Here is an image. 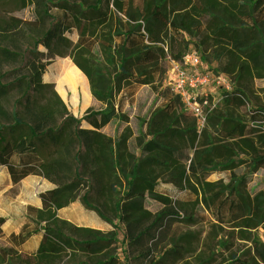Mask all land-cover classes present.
I'll use <instances>...</instances> for the list:
<instances>
[{"label": "trees", "instance_id": "1", "mask_svg": "<svg viewBox=\"0 0 264 264\" xmlns=\"http://www.w3.org/2000/svg\"><path fill=\"white\" fill-rule=\"evenodd\" d=\"M20 3L49 24L24 54L0 47V66L34 75L67 57L99 104L76 119L48 85L0 82V198L15 199L31 176L54 186L40 208L0 218V236L4 224L18 229L9 237L25 264H238L242 255L264 264V0ZM20 25L1 23L0 38L24 37ZM191 51L233 80L218 98L197 99L201 129L166 82L168 63ZM13 90L9 115L1 102ZM142 90L145 112L135 104ZM43 91L51 97L38 103ZM152 136L177 141L157 150ZM77 199L107 228L60 217Z\"/></svg>", "mask_w": 264, "mask_h": 264}, {"label": "rangeland", "instance_id": "2", "mask_svg": "<svg viewBox=\"0 0 264 264\" xmlns=\"http://www.w3.org/2000/svg\"><path fill=\"white\" fill-rule=\"evenodd\" d=\"M20 1L21 0H0V24L7 21L9 22L10 20H15L22 24L20 25V28L24 32V37L15 38V42L12 43L9 42V40L6 41L0 38V47L19 54H24L26 50H31L33 48V42L47 28L49 20L45 19L44 23L39 26L37 21L34 20V18H36L35 7L27 6L26 8H22ZM192 52L193 51H191V53ZM50 59V65L35 75H30L20 63L3 64L0 66V76H3L0 82L2 84L12 83L17 78L23 77L25 78V80H22L24 83L29 82L31 85L36 83L48 85L50 90L57 94L62 101L67 114L76 119H81L89 110L99 109V106L93 100L89 86L83 77H81L80 82H75L74 86H70L66 82L65 76L73 68L69 60L58 57ZM44 60L48 61L47 59ZM215 68V63L211 64L208 58H203L198 70L202 72L209 71L213 75L217 76V73L214 70ZM170 72L171 62H169L167 66V78L171 77ZM227 82H229L228 79L219 81L218 83L214 82L208 88L207 93L210 92L209 94H212L215 98H218L220 93L225 90V83ZM259 85L261 84L256 83L255 86ZM43 96L51 97L49 92L43 91L40 96L36 97V101L38 103H42ZM19 97L20 93L17 90H13L6 98L2 100L1 104L9 115L13 112L15 100ZM145 98L146 91L142 90L138 93L135 102L136 107L142 108L143 112L146 111L150 101V98L147 101ZM19 112L20 110H18V113ZM60 121L61 120L59 119L58 122ZM2 124H6V122L4 120H0V125ZM106 131H108V129H106ZM151 140L153 142L154 148L157 150L163 149L175 142V140L172 139L165 140L155 136H152ZM249 158L250 157L248 154L241 157L239 166H243L248 163ZM1 172L2 171L0 170V173ZM258 178L259 176L257 178L254 177L252 184H254ZM50 188H52V185L41 177L31 176L24 179L18 187V193L16 194L15 199H0V218L14 222L15 219L20 217L22 214L25 215L27 212L29 213V210L27 209L31 208L29 205L33 206L35 197L40 192ZM77 205H79V209H77L75 207L76 205H74V207H70L69 210L62 212L60 217L78 225L86 224L88 226L94 227L101 223V221L93 212H84V210L81 208V205ZM223 216L225 221L230 219L229 214L226 211L223 212ZM7 225L8 224H4L2 226V235L0 236V264H25L31 259L26 256V253L19 252L18 246L9 237V234L12 230H10ZM239 247L243 251V254H246L249 244H240ZM249 260L250 257L248 255H242L237 263L246 264L249 262Z\"/></svg>", "mask_w": 264, "mask_h": 264}, {"label": "built area", "instance_id": "3", "mask_svg": "<svg viewBox=\"0 0 264 264\" xmlns=\"http://www.w3.org/2000/svg\"><path fill=\"white\" fill-rule=\"evenodd\" d=\"M203 58L207 59V54L190 52L185 54L179 63L171 62V77L166 82L171 86L172 91L178 94L186 109L196 118L197 127L201 129L204 125L205 115L202 104L197 101L202 95L207 94L208 88L214 83L222 80H229L225 83V90H230L233 80L223 74L213 75L211 72L198 70ZM210 93V92H209ZM208 93V94H209Z\"/></svg>", "mask_w": 264, "mask_h": 264}, {"label": "crops", "instance_id": "4", "mask_svg": "<svg viewBox=\"0 0 264 264\" xmlns=\"http://www.w3.org/2000/svg\"><path fill=\"white\" fill-rule=\"evenodd\" d=\"M54 58V57H53ZM58 58H61V59H67V60H69V62L72 64V66H73V68L70 70V72H68L67 73V75H69V74H73V76L75 75V77L77 78V82H80V80H81V77H83L85 80H86V82H87V79H86V77L81 73V71H79L76 67H75V65L71 62V60L69 59V58H67V57H58ZM50 62H51V59L48 61V64L46 65V67H44L43 69H41L40 71H42V70H44V69H46L49 65H50ZM40 71H38L37 73H39ZM36 73V74H37ZM71 74V75H72ZM35 75V74H34ZM65 80H66V76H65ZM36 84H41V83H36ZM87 84H88V82H87ZM33 85H35V84H33ZM42 85H45V84H42ZM89 86V85H88ZM90 90V89H89ZM57 95V94H56ZM58 96V95H57ZM94 100V99H93ZM95 101V100H94ZM96 102V101H95ZM97 103V102H96ZM98 104V103H97ZM98 106H99V104H98ZM160 139H164V138H160ZM169 139H172V140H175V142L177 141L176 139H174V138H166L165 140H169ZM174 142V143H175ZM167 147V146H166ZM165 147V148H166ZM165 148H163V149H159V150H164ZM47 181V180H46ZM50 183V182H49ZM51 184V183H50ZM52 185V188H50V189H47V190H45V191H48V190H51V189H53L54 188V186H53V184H51ZM45 191H43V192H45ZM43 192H40V193H43ZM39 193V194H40ZM38 194V195H39ZM38 195L35 197V200H34V204H33V206L32 205H29L31 208H40V201H39V199H38ZM0 199H2V198H0ZM77 204H80V202H79V200L77 199V201H76V203L75 204H70L68 207H65V208H63L60 212H59V215L62 213V212H65V211H67V210H69L70 209V207H74V205H76L75 207L77 208V209H79L78 207H79V205H77ZM81 205V204H80ZM31 208H29V209H27V210H30ZM81 208L83 209V207H82V205H81ZM84 210V209H83ZM85 211V210H84ZM28 214V212L25 214V215H27ZM23 215V214H22ZM69 221V220H68ZM81 226H88V225H86V224H84V225H81ZM88 227H92V228H97V229H104V228H107V226L104 224V223H100V224H98L97 226H88ZM10 233H14L15 235L16 234H18V229H13Z\"/></svg>", "mask_w": 264, "mask_h": 264}, {"label": "bare ground", "instance_id": "5", "mask_svg": "<svg viewBox=\"0 0 264 264\" xmlns=\"http://www.w3.org/2000/svg\"><path fill=\"white\" fill-rule=\"evenodd\" d=\"M71 74L66 75V82L68 83V85L74 86L75 82H77V78L75 77V75L73 76V74Z\"/></svg>", "mask_w": 264, "mask_h": 264}]
</instances>
